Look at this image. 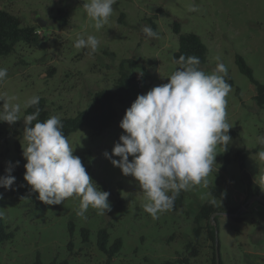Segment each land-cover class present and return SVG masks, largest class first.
Listing matches in <instances>:
<instances>
[{
    "label": "rangeland",
    "instance_id": "374dc122",
    "mask_svg": "<svg viewBox=\"0 0 264 264\" xmlns=\"http://www.w3.org/2000/svg\"><path fill=\"white\" fill-rule=\"evenodd\" d=\"M82 3L83 0H0V9L21 17L24 25L39 28L37 42L21 41L13 53L0 57V67L7 69L0 92L16 97L14 102L22 106L37 95L51 116H74L89 106L93 93L113 89L120 62L133 58L143 66L136 74L141 88H132L137 98L167 83V76L177 68L173 55L179 41L172 23L178 18L183 33L199 34L208 47L201 70L212 74L217 63L222 62L226 75L235 83L226 97V122L231 125L232 142L226 149L217 146L216 163L207 185L182 191L180 201L154 220L141 207L145 198L138 182L131 175H123L104 156L105 151L112 152L124 132L119 125L126 107L117 104V119L103 133L95 134L89 127H82L68 137L74 155L81 157L94 185L110 193L111 210L98 214L90 207L84 217L77 216V197L60 205H47L31 191L24 171L11 189L0 188L3 222L6 230L15 234L0 246V264H34L37 260L43 264L65 260L68 264H165L187 256L186 245L194 240V216L199 205L211 198L213 185L223 187L230 205L240 208L236 215L219 214L224 264H264V198L247 195L249 186L258 185L256 175L264 174V161L253 158L262 150L257 138L264 136V107L256 102L254 84L236 63V55H243L264 83V0H117L108 23L99 31L89 21ZM189 4L197 5L199 11L189 12ZM60 8L69 15L67 24L57 19L63 14ZM159 8L170 15H163ZM38 18L44 21L43 27ZM145 25L156 31L158 38H146L141 32ZM80 35L97 37L100 43L95 54L88 55L87 49L73 46ZM147 80L157 83L152 86ZM25 111L22 107L21 116ZM23 126V119L13 125L0 122V176L1 166L6 169L8 162L15 165V146L16 142L21 144ZM239 150L249 151L245 169L233 159L223 170L226 152L234 156ZM88 154L90 161L86 160ZM245 171L250 179L244 176ZM239 216L242 221L236 219ZM83 228L90 229L88 241L83 239ZM102 228L110 232V243L123 239V248L111 259L97 243ZM194 244L200 254L190 264H212L214 248L208 234Z\"/></svg>",
    "mask_w": 264,
    "mask_h": 264
},
{
    "label": "clouds",
    "instance_id": "9594fccd",
    "mask_svg": "<svg viewBox=\"0 0 264 264\" xmlns=\"http://www.w3.org/2000/svg\"><path fill=\"white\" fill-rule=\"evenodd\" d=\"M116 3L117 0H83L82 7L99 31L108 23ZM188 11L197 12L199 8L189 4ZM141 32L146 38H158V33L150 26H142ZM99 43L94 35H80L73 46L87 49V54L93 55ZM176 64L177 68L167 76V83L139 94L126 109L119 125L123 134L111 153L104 152L123 175H131L138 182L145 198L141 207L154 220L174 207L182 191L202 183L206 186L216 163L217 146L226 149L232 142L231 125L226 122V97L231 89L225 79L226 66L218 62L212 74H206L199 67L198 57L184 55ZM6 77L7 69L0 67V85ZM40 99L33 95L22 106L14 102L16 97L0 92L3 102L0 122L9 125L21 119L24 122L21 145L27 185L47 205H60L68 198H79L77 216L84 217L90 207L98 214L109 212L110 193L94 185L81 157L74 155L75 149L63 132L62 119L57 115L39 119ZM22 107H34L35 111L21 116ZM257 143L262 150L253 158L264 161V136H259ZM14 167L8 162L5 175L0 176V187H13ZM254 180L264 190V174L256 175ZM3 216L0 210V218Z\"/></svg>",
    "mask_w": 264,
    "mask_h": 264
},
{
    "label": "trees",
    "instance_id": "16d2710c",
    "mask_svg": "<svg viewBox=\"0 0 264 264\" xmlns=\"http://www.w3.org/2000/svg\"><path fill=\"white\" fill-rule=\"evenodd\" d=\"M163 15H170L167 11L162 8L158 9ZM60 13H63V9H59ZM63 24L69 22V15L66 13L60 14L57 17ZM37 25H24L21 17L7 11L0 9V57L7 56L15 51L17 44L21 41L32 44L38 41L39 34ZM172 29L175 34L178 35L179 48L174 52L173 59L176 61L181 55L186 57L195 56L200 60L201 65L207 61L208 47L203 42L201 36L194 32L181 31V22L178 18H175L172 23ZM236 63L240 71L248 77V79L254 84L256 88V95L254 96L256 102L259 106L264 107V83L259 80L255 74L253 68L249 65L243 55H236ZM143 66L133 58L123 59L119 65V76L114 83L113 89H102L93 93L89 106L78 111L74 116H63L62 119L64 128L63 132L68 138L72 133L76 132L82 127H89L95 134L103 133L107 128H109L117 119L118 109L117 104L129 108L131 104L136 99L132 95V88L137 83L136 74L139 73ZM226 81L234 86L235 83L230 75L225 76ZM237 92L239 88L236 89ZM38 107L41 109L40 120L47 119L51 116L49 111L45 108L43 99H40ZM35 111V108H27L25 113H31ZM23 128L21 133L23 134ZM15 150L17 157L15 159V167L12 175L15 177L20 176L26 169L24 164L26 160L22 155V146L19 142H16ZM249 154L248 150H239L232 155L231 151H227L225 154V160L222 165V169L226 170L233 159L239 160L240 167L242 170L245 169V160ZM87 161L91 160V154L87 155ZM19 162L17 165L16 162ZM3 175H5V168H2ZM244 176L250 179L248 172H244ZM6 189L4 187H0ZM211 198L207 199L199 205V208L194 216L195 227L193 228L194 240L186 245V249L189 251L187 256H179L174 260H168L165 264H190L192 258H196L200 254V250L194 243H198L204 233L208 234V237L213 242L214 254L212 259V264H216V253H215V226L212 222V214L215 212L226 213L230 215H236L240 213V208L238 206H231L228 201L227 191L219 186L213 185L210 187ZM248 197L254 195H260L264 198V192L262 189L256 185L253 188L248 187L247 191ZM179 197V196H178ZM176 198L175 203L180 200ZM219 222V215L215 217ZM238 221H242V217H236ZM7 226L3 222V218H0V246L5 241L14 238L15 234L13 231L8 232L6 230ZM90 229L83 228L82 235L84 241L89 240ZM98 246L100 250L107 253L111 259L123 248V239L117 238L112 243H110V232L106 228H102L98 232ZM34 264H43L40 260H37ZM50 264H55L50 263ZM60 264H68V261H62ZM221 264H224L221 258Z\"/></svg>",
    "mask_w": 264,
    "mask_h": 264
},
{
    "label": "water",
    "instance_id": "95a60500",
    "mask_svg": "<svg viewBox=\"0 0 264 264\" xmlns=\"http://www.w3.org/2000/svg\"><path fill=\"white\" fill-rule=\"evenodd\" d=\"M38 23H39V26L40 27H43L44 24H45L44 21L41 20V18H38ZM150 82H151V85L152 86H154L155 83H157L155 81L147 80V83H150ZM257 198L258 199H261L262 196L257 195ZM219 213L220 212H215V213L212 214V217H211L212 222H213V224L215 226V253H216V264H221L220 240H219V225H218V221L215 219V217L217 215H219Z\"/></svg>",
    "mask_w": 264,
    "mask_h": 264
},
{
    "label": "built area",
    "instance_id": "2783aa9c",
    "mask_svg": "<svg viewBox=\"0 0 264 264\" xmlns=\"http://www.w3.org/2000/svg\"><path fill=\"white\" fill-rule=\"evenodd\" d=\"M37 32H39V30H37ZM136 86L139 87V88H141V82L138 81V82L136 83Z\"/></svg>",
    "mask_w": 264,
    "mask_h": 264
}]
</instances>
